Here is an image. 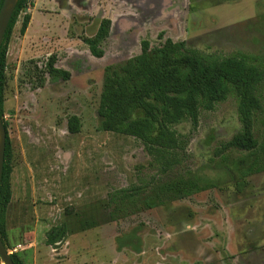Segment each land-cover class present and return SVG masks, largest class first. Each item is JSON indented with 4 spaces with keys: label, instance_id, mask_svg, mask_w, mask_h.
I'll list each match as a JSON object with an SVG mask.
<instances>
[{
    "label": "rangeland",
    "instance_id": "374dc122",
    "mask_svg": "<svg viewBox=\"0 0 264 264\" xmlns=\"http://www.w3.org/2000/svg\"><path fill=\"white\" fill-rule=\"evenodd\" d=\"M228 1L29 0L6 59L10 254L24 264L33 263V254L38 264H264V172L245 177L247 185L238 192L235 184L253 156L235 149L226 161L214 155L240 129L232 95L201 110L196 128L189 122L175 126L187 144L174 172L215 188L109 218L110 195L147 186L155 172L140 167L149 157L136 138L100 129L104 67L137 55L142 40L157 46L166 38L207 54L263 56L264 0ZM24 15L29 21L21 34ZM102 18L111 26L97 59L83 40L95 35ZM50 55L70 72L69 80L49 81L44 64ZM72 115L80 123L77 133L67 130ZM263 134L264 125L257 123L255 135ZM55 226L64 228V236L52 248L45 234ZM64 244L67 250L60 252Z\"/></svg>",
    "mask_w": 264,
    "mask_h": 264
},
{
    "label": "trees",
    "instance_id": "16d2710c",
    "mask_svg": "<svg viewBox=\"0 0 264 264\" xmlns=\"http://www.w3.org/2000/svg\"><path fill=\"white\" fill-rule=\"evenodd\" d=\"M1 3L2 0L0 6ZM28 4L29 0H17L0 44V118L6 130L0 182V239L7 249L6 211L11 199L12 151L3 114L6 59L13 28ZM28 21L29 16L24 15L21 34ZM110 26L109 19H101L95 35L83 40L92 56H103L100 45L108 37ZM55 63V55H50L44 64L49 81L69 80L70 72ZM42 84L43 80L35 87ZM230 95L237 100L240 129L229 140L221 142L214 155L226 161L227 152L235 149L253 156L249 166L241 172L242 179L237 184V189L241 190L246 185L243 178L264 171V134L255 135L256 124L264 125V55L241 51L207 54L187 47L184 41L166 38L157 46L142 40L137 55L104 67L97 108L100 129L136 138L149 157L147 166L140 167L155 172L147 186L132 185L110 195L111 221L214 187L212 183H201L174 172L182 163L187 144V136L175 126L189 122L192 129L196 128L201 110H212ZM79 129L78 118L70 116L68 132L77 133ZM63 236L64 228L52 227L45 234V244L53 247ZM10 257L15 264H24L17 253H11Z\"/></svg>",
    "mask_w": 264,
    "mask_h": 264
},
{
    "label": "water",
    "instance_id": "95a60500",
    "mask_svg": "<svg viewBox=\"0 0 264 264\" xmlns=\"http://www.w3.org/2000/svg\"><path fill=\"white\" fill-rule=\"evenodd\" d=\"M17 0H2L0 6V44L3 40L5 31L15 9ZM5 139H6V130L2 124L0 118V182L2 176V168L4 161V151H5ZM0 264H15L14 261L10 257V253L8 249L3 244L0 239Z\"/></svg>",
    "mask_w": 264,
    "mask_h": 264
},
{
    "label": "crops",
    "instance_id": "0c3cea01",
    "mask_svg": "<svg viewBox=\"0 0 264 264\" xmlns=\"http://www.w3.org/2000/svg\"><path fill=\"white\" fill-rule=\"evenodd\" d=\"M103 19V18H102ZM101 21V20H100ZM111 22V21H110ZM100 23V22H99ZM99 26V25H98ZM98 29V28H97ZM97 31V30H96ZM89 50V49H88ZM90 53V52H89ZM91 55V54H90ZM104 55V54H103ZM92 56V55H91ZM92 57H94V56H92ZM103 57V56H102ZM101 57V58H102ZM94 58H96V57H94ZM101 58H97V59H101ZM66 243H68V242H66ZM29 248L30 249H35V248H31V246H29ZM53 248V247H52ZM51 248V250H54V249H52ZM57 250V249H56ZM58 250L61 252V251H63V250H67V247H66V245L64 244V245H62L60 248H58ZM60 252H57V253H55V254H58L59 255V253ZM50 255H54V254H50ZM58 255L56 256V263H59V262H61L62 261V258H58ZM65 258H68V257H64L63 258V260L65 259ZM32 264H38L37 263V261H36V255L35 254H33V263ZM74 264H79V262L77 261V262H75Z\"/></svg>",
    "mask_w": 264,
    "mask_h": 264
},
{
    "label": "flooded vegetation",
    "instance_id": "af4514ba",
    "mask_svg": "<svg viewBox=\"0 0 264 264\" xmlns=\"http://www.w3.org/2000/svg\"><path fill=\"white\" fill-rule=\"evenodd\" d=\"M191 1V0H190ZM233 1V0H232ZM228 2H230V0L228 1ZM180 41H184V40H180ZM185 42V41H184ZM186 44V43H185ZM264 172V171H263ZM261 173V172H260ZM256 174H258V173H256ZM252 175H255V174H252ZM252 175H249V176H252ZM248 177V176H247ZM243 180H244V178H243ZM240 181V180H239ZM245 181V180H244ZM246 182V181H245ZM237 184H238V182H236V184H235V186H236V190L238 191V192H241L242 190H243V188L247 185V183H246V185L241 189V190H238L237 189ZM213 188H215V186L213 187ZM212 189V188H211ZM209 190V189H208ZM206 191V190H205ZM201 192H204V191H201ZM200 193V192H199ZM196 194H198V193H196ZM195 195V194H194ZM155 208V207H154ZM150 210V209H149Z\"/></svg>",
    "mask_w": 264,
    "mask_h": 264
}]
</instances>
